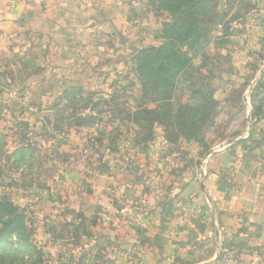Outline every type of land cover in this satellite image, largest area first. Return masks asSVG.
Segmentation results:
<instances>
[{"label":"rangeland","instance_id":"obj_1","mask_svg":"<svg viewBox=\"0 0 264 264\" xmlns=\"http://www.w3.org/2000/svg\"><path fill=\"white\" fill-rule=\"evenodd\" d=\"M58 1L52 5L64 11L59 32L50 34V54L38 40L26 52L23 34L24 47L12 66L0 55V197L7 196L25 216L34 245L24 255L27 261H36L41 251L43 264H130L134 259L121 249L112 259L105 256L99 234L108 229L106 217H159L150 204L170 217L185 172L247 133L251 111L264 95V0H211L219 18L206 46L189 52L193 66L178 79L172 106L164 110L196 106L203 95H212L217 105L202 132L205 146L162 126L153 141L141 142L145 122L133 121L146 103L131 58L136 50L161 43L168 13L150 0ZM53 71L61 82L43 113L35 115L38 103L31 95L20 102L10 98L13 90L30 86L32 77L48 79ZM39 85L34 83L32 95ZM166 122L174 126L171 119ZM254 125L253 132H264V114ZM106 170L112 171L109 178L97 175ZM123 171L125 185L119 180ZM110 188L114 191L107 194ZM133 204H139L135 211L126 210ZM108 205L124 208L123 214L105 211ZM11 242L22 245L16 238Z\"/></svg>","mask_w":264,"mask_h":264},{"label":"crops","instance_id":"obj_2","mask_svg":"<svg viewBox=\"0 0 264 264\" xmlns=\"http://www.w3.org/2000/svg\"><path fill=\"white\" fill-rule=\"evenodd\" d=\"M63 11V7L52 5V0H0V55L12 66L11 60L19 56L24 47L19 39L23 34L26 52L35 49L33 44H38V40L40 49L50 54L54 48L50 45V34L59 32ZM48 19L57 24L46 25ZM38 21L42 24L38 25ZM1 66L2 62L0 80ZM59 76L53 71L48 79L32 77L30 86L13 90L10 98L20 102L31 95L38 103L33 112L41 114L47 102L54 100L61 82ZM51 77L52 83L48 82ZM34 83H40L41 89L32 95ZM249 119L246 134L226 143L206 162L205 157L199 158L200 165L191 166L185 172V182L170 217H162L163 208L150 204L148 209L158 208L159 217L152 214V218V215L144 216L132 221L126 215L127 218L116 217L115 220L109 214L110 209L123 214L124 208L105 206L104 210L111 215L104 223L108 229L104 235L99 234L106 242L105 256L112 259L121 249V254L134 259L130 264H264V132H253L257 118L250 116ZM106 171L105 175H97L109 178L112 171ZM124 172L119 177L123 185ZM109 191L114 190L110 188L105 192L110 194ZM137 205L133 204L131 209L128 206L126 210L135 211ZM49 235L46 234L50 238Z\"/></svg>","mask_w":264,"mask_h":264},{"label":"trees","instance_id":"obj_3","mask_svg":"<svg viewBox=\"0 0 264 264\" xmlns=\"http://www.w3.org/2000/svg\"><path fill=\"white\" fill-rule=\"evenodd\" d=\"M157 8L168 13L170 20L162 29L161 44L158 47H147L136 50L131 59L136 63V72L142 89L140 98L144 107L139 108L133 116L136 124L145 132L141 142L153 141L156 138L157 126H162L167 133L177 130L179 136H187L205 146L202 132L207 123L213 122L212 116L217 103L211 96L203 95L198 105H182L177 110L166 113L167 106H172L178 79L193 66V58L189 52L206 46L207 35L214 27L216 9L211 0H150ZM217 21V20H216ZM261 91V89L259 90ZM147 104H155L154 109ZM170 104V105H169ZM264 95L261 96L257 108L251 111L252 118H261L264 114ZM172 120L174 126L168 125L166 119ZM179 140V139H178ZM176 140H170V145ZM179 148L176 147V150ZM179 151V150H178ZM82 227V226H81ZM16 238L22 243L19 247L12 244ZM30 233L25 225V216L7 197H0V264H43L44 255L37 251L36 261H27L25 253L33 250ZM23 257H21V255Z\"/></svg>","mask_w":264,"mask_h":264}]
</instances>
